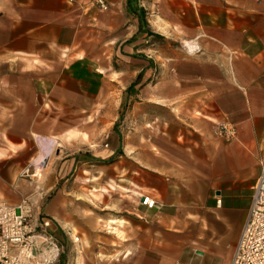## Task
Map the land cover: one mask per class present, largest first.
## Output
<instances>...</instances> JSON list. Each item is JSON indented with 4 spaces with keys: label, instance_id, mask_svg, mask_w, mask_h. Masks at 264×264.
Wrapping results in <instances>:
<instances>
[{
    "label": "crops",
    "instance_id": "obj_1",
    "mask_svg": "<svg viewBox=\"0 0 264 264\" xmlns=\"http://www.w3.org/2000/svg\"><path fill=\"white\" fill-rule=\"evenodd\" d=\"M104 2L0 0V202L51 221L55 264H230L264 155V0ZM113 74L107 148L64 156L79 129L59 117L101 112ZM113 158L117 204L74 197L115 196L104 183L64 185Z\"/></svg>",
    "mask_w": 264,
    "mask_h": 264
},
{
    "label": "built area",
    "instance_id": "obj_2",
    "mask_svg": "<svg viewBox=\"0 0 264 264\" xmlns=\"http://www.w3.org/2000/svg\"><path fill=\"white\" fill-rule=\"evenodd\" d=\"M97 3L106 8L103 0ZM217 133L234 136L235 130L224 123ZM28 172L25 168L22 174ZM141 198L142 204L153 206L149 196ZM34 221L29 200L0 202V264H55L59 260L63 247L48 231L51 221L43 217ZM230 264H264V155L259 157V173Z\"/></svg>",
    "mask_w": 264,
    "mask_h": 264
},
{
    "label": "rangeland",
    "instance_id": "obj_3",
    "mask_svg": "<svg viewBox=\"0 0 264 264\" xmlns=\"http://www.w3.org/2000/svg\"><path fill=\"white\" fill-rule=\"evenodd\" d=\"M104 1V0H103ZM97 2V0H96ZM98 4V3H97ZM106 4V3H105ZM99 5V4H98ZM107 6V5H106ZM99 7L102 8L100 5ZM112 67L117 68L118 64L115 63L112 60ZM114 78L109 82V87L107 88V92H105V98L103 99V96H101L100 100L97 101L100 102V104L96 103V109L101 112H96L94 115H61L60 119H68V118H75L78 122V129L74 130V132L70 133L68 136H66V139L62 142H60L59 146L65 145V148L62 149V154L67 155L75 151H79L80 153H84L86 150H90V152H95L96 154L102 150L107 148L108 146V132L112 130V124L115 122V118L119 110V101H120V94L122 91V87L124 86V82L121 81V79L117 78L114 74L112 75ZM71 140V142H70ZM107 159V158H105ZM101 159V163L98 166L96 163V166L92 168H86L84 166L83 168H79V165L73 172H70L68 175V180L64 183V185L69 189V187L72 186V182L75 179V186L87 187L88 185H94L96 182L104 183L103 187L106 188H112L115 190L116 194L113 196L111 193L110 195L106 194L104 197L102 194L103 191L96 192L95 189L91 188L92 193L89 195L82 194V195H74L81 203H83L85 206H98V204L105 203H114L117 204V190H120L121 193L125 192V189H123V186H126V180L125 176L123 175L121 179L118 178L117 174L119 173V162L118 160L124 159H118L113 158L109 159L108 163H106L104 160ZM106 163V164H103ZM104 165L106 166L104 168ZM87 169H92L93 173H88ZM105 170V171H104ZM107 171V172H106ZM110 171L111 174H116V176H113V179L104 181L103 175L104 172L108 173ZM39 172L37 171L33 178H38ZM112 176V175H111ZM89 182V183H88ZM94 183V184H93ZM122 186L121 188L119 186ZM95 186V185H94ZM65 187V188H66ZM91 187V186H90ZM98 189V188H97ZM111 189V190H112ZM86 192V189H83ZM112 190V191H114ZM48 201V200H47ZM58 205V204H57ZM98 208V207H95ZM99 213V212H98ZM74 235L78 238L77 241H74L71 234L68 232V237L70 240L74 243L76 252L84 253L83 246H86L82 242H80L79 234L76 232ZM62 254V253H61Z\"/></svg>",
    "mask_w": 264,
    "mask_h": 264
},
{
    "label": "bare ground",
    "instance_id": "obj_4",
    "mask_svg": "<svg viewBox=\"0 0 264 264\" xmlns=\"http://www.w3.org/2000/svg\"><path fill=\"white\" fill-rule=\"evenodd\" d=\"M73 240H74V241H77V240H78V238H77V237H74V238H73Z\"/></svg>",
    "mask_w": 264,
    "mask_h": 264
}]
</instances>
